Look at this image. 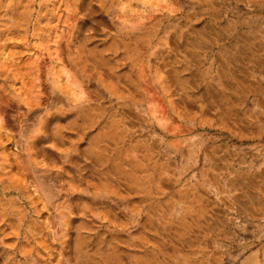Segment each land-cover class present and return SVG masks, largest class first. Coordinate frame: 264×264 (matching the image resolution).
<instances>
[{
	"label": "rangeland",
	"instance_id": "rangeland-1",
	"mask_svg": "<svg viewBox=\"0 0 264 264\" xmlns=\"http://www.w3.org/2000/svg\"><path fill=\"white\" fill-rule=\"evenodd\" d=\"M0 264H264V0H0Z\"/></svg>",
	"mask_w": 264,
	"mask_h": 264
}]
</instances>
